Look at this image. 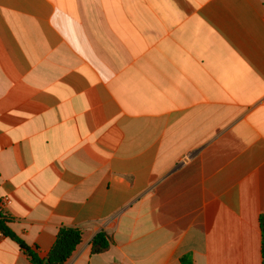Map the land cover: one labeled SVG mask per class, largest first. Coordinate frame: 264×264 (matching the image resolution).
I'll list each match as a JSON object with an SVG mask.
<instances>
[{"label":"crops","instance_id":"crops-1","mask_svg":"<svg viewBox=\"0 0 264 264\" xmlns=\"http://www.w3.org/2000/svg\"><path fill=\"white\" fill-rule=\"evenodd\" d=\"M0 201L42 259L262 264L264 0H0Z\"/></svg>","mask_w":264,"mask_h":264},{"label":"trees","instance_id":"trees-1","mask_svg":"<svg viewBox=\"0 0 264 264\" xmlns=\"http://www.w3.org/2000/svg\"><path fill=\"white\" fill-rule=\"evenodd\" d=\"M11 219L2 210L0 201V232L17 242L20 248L28 254L32 264H65L76 251L77 247L83 241V232L80 229L72 227H61L56 235V240L47 258H40L35 251L27 246L9 227ZM262 232V264H264V213L259 219ZM113 244V238L106 231H100L91 242V251L94 254L102 253ZM180 264H194L191 253L185 254L180 258Z\"/></svg>","mask_w":264,"mask_h":264}]
</instances>
